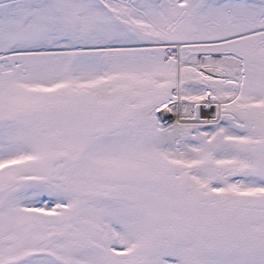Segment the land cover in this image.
<instances>
[{
	"label": "snow or ice",
	"instance_id": "1",
	"mask_svg": "<svg viewBox=\"0 0 264 264\" xmlns=\"http://www.w3.org/2000/svg\"><path fill=\"white\" fill-rule=\"evenodd\" d=\"M0 264H264V0H0Z\"/></svg>",
	"mask_w": 264,
	"mask_h": 264
}]
</instances>
